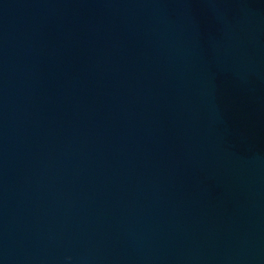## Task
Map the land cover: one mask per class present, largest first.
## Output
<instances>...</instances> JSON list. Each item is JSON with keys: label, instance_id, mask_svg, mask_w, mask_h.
I'll use <instances>...</instances> for the list:
<instances>
[{"label": "water", "instance_id": "1", "mask_svg": "<svg viewBox=\"0 0 264 264\" xmlns=\"http://www.w3.org/2000/svg\"><path fill=\"white\" fill-rule=\"evenodd\" d=\"M0 264H264V0H0Z\"/></svg>", "mask_w": 264, "mask_h": 264}]
</instances>
